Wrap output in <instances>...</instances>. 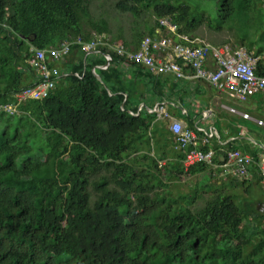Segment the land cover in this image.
I'll return each instance as SVG.
<instances>
[{
	"label": "trees",
	"instance_id": "1",
	"mask_svg": "<svg viewBox=\"0 0 264 264\" xmlns=\"http://www.w3.org/2000/svg\"><path fill=\"white\" fill-rule=\"evenodd\" d=\"M191 1L114 0L110 18L109 0H0V104L16 107L0 111V264H264L260 174L249 181L203 162L185 166L192 145H179L154 113L130 112L124 58L111 51L102 68L104 45L83 59L76 42L137 48L165 30L161 20L196 39L202 15ZM216 1L208 26L234 30L236 41L181 45L243 48L264 73V0ZM63 42L68 54L47 95L18 101L16 92L41 80L34 50Z\"/></svg>",
	"mask_w": 264,
	"mask_h": 264
},
{
	"label": "crops",
	"instance_id": "2",
	"mask_svg": "<svg viewBox=\"0 0 264 264\" xmlns=\"http://www.w3.org/2000/svg\"><path fill=\"white\" fill-rule=\"evenodd\" d=\"M160 33L158 36H164ZM174 37V35H173ZM175 38V37H174ZM162 58L172 59L169 53L162 52ZM118 65V64H117ZM203 65L207 69L215 67L213 58L208 56ZM118 69L127 79L129 107L134 111H146L155 114V122L166 127L172 121L192 129L198 136L200 145H208L215 151L218 162L224 161L227 153L251 156L248 166L249 181H258V174L264 171V162L259 158L264 148L262 129L256 119L264 123V94L253 93L241 100L234 91L217 88L212 83L195 78L186 63L181 65L184 75L175 79L172 73L150 72L142 65L119 61ZM225 106L246 112L250 118H243L238 113L230 112ZM206 137V141L203 138ZM220 172V167H212ZM222 174V173H220ZM264 192V187L261 186ZM259 191V190H257ZM255 205L262 211L264 197L256 192Z\"/></svg>",
	"mask_w": 264,
	"mask_h": 264
},
{
	"label": "built area",
	"instance_id": "3",
	"mask_svg": "<svg viewBox=\"0 0 264 264\" xmlns=\"http://www.w3.org/2000/svg\"><path fill=\"white\" fill-rule=\"evenodd\" d=\"M160 23L172 30L175 29V27L166 20H161ZM76 42L82 44V49L85 50L86 53L94 52L97 44H100L95 40L83 41L77 39ZM168 43L169 40L167 38L161 39L160 42L145 38L138 50H130L121 45H117L113 49L123 56L124 60L142 64L150 72L172 73L175 79H181L184 73L180 64L172 59L162 58L156 60L154 57L156 49H164ZM172 45L175 48L176 55L183 60V63H190L192 70L191 75L193 77L204 79L217 88L234 91L241 100L256 92L264 94V73L259 74L256 72L255 58L247 55L243 48L231 53L227 49L229 48L228 46L225 45L221 47L224 49H221L220 53L213 54L214 63H216L215 67L207 69L204 67L203 62L209 54H212L207 47L190 48L188 46L176 45L175 43H172ZM68 49V43H62L59 48L35 49L33 56L29 59V63L38 71L41 80L34 85L24 87L21 91L17 92L15 96L19 100L40 99L46 96L58 75L57 68L48 63L50 60L58 59L62 55H65ZM185 49L187 50L186 53ZM104 56L106 62L101 66L103 68L111 61L109 52L104 53ZM225 107L230 112L238 113L243 118H250V115L246 112H239L236 108L229 106ZM0 111L13 113L16 112V107L11 103L0 104ZM256 121L260 125L264 124L262 119H256ZM171 130L176 135V139L182 144L195 143V133L191 129H183V126L179 122H173L171 124ZM203 141H206V139L203 138ZM232 155L233 158L237 157L234 171L238 175H246L247 171L245 165L250 162L248 156H240L238 153ZM211 157L212 154L210 151L191 148L186 154L185 161H210ZM260 158L264 162V148L260 152ZM261 183L264 187V175L261 178Z\"/></svg>",
	"mask_w": 264,
	"mask_h": 264
},
{
	"label": "rangeland",
	"instance_id": "4",
	"mask_svg": "<svg viewBox=\"0 0 264 264\" xmlns=\"http://www.w3.org/2000/svg\"><path fill=\"white\" fill-rule=\"evenodd\" d=\"M109 3H110V6H109L110 18H115L116 11H115V7H114V0H109ZM190 5H191L192 9H195L197 11V13H201V15H202L201 21H198V22H200V24L197 26L196 29H194L192 31V35L197 36L196 39H189L186 36L178 33L176 28L172 30L169 27H167L166 25H164L165 26V30L163 32H161V30L158 29L157 33H155V35H146L145 34V36H143L141 39H139L140 41H139V45H138L137 48H133V47L128 46V45H122V44H119V43L111 44L108 40H105L102 37H98L95 41H98V43H100V45H104L105 49H107L108 52L112 51V53H117L113 49L117 45L118 46L121 45V46H123L125 48H128L130 50H138L139 47H140V44L142 43V41L145 38H149L151 40L158 41V42H160L161 39H163V38H167L169 40V43L167 44V46L164 49H162V48L156 49L154 57H155L156 60L162 59V55H161L162 52L169 53V55H171L173 57V60L175 62H177L178 64H180V67H181V64L183 63V60L179 56L176 55L175 48L173 47L172 43H175L176 45H181L182 43H184V42H182V40L183 41H187L189 43H194V42H197V41H199V42H207L208 41L209 42L210 40L214 39L216 41H225L224 43L232 44L233 42L236 41L234 30L222 31V29H224V28L215 29L212 26H208V23L206 21L207 16H209L212 20H216L217 19L218 2L216 0H192L190 2ZM117 19H118V22H119V18H117ZM151 21H153V18H151ZM140 28H141V30H143V27H140ZM127 29H128V23L126 21H124L122 33L124 31H126ZM160 33H164L165 35L159 37L158 35ZM173 35H174L175 38L173 37ZM115 41L121 42V40H115ZM187 42H185V43L188 44ZM186 46H188V45H186ZM227 46H229V45H227ZM83 51H84V56L86 57L87 54H89V53H86L85 50H83ZM186 52H187V50L185 49V53ZM208 56H210L214 60L213 54H209ZM124 61H127V60L123 59L122 62H124ZM187 65H188V67L191 68V65H190L189 62L187 63ZM21 90H19V91H21ZM15 94H14V96H15ZM15 98L18 101H20L16 96H15ZM204 138L206 139V137H204ZM210 152H211L212 156L215 157V151L214 150H210ZM236 158L237 157L233 158L229 153H227L225 155L224 161H222V162H218L217 161L218 164L214 161V158H212V157H211L210 161H202V162L206 163V164H211L212 165L211 167H220L221 168L220 172L223 173V174H230V171H229L230 170V165L232 163H235ZM259 158H260V154H259ZM193 163H195V162H186L185 161L184 165L188 166V165H191ZM261 173L262 174H260V176L262 178L263 175H264V171H261ZM242 176H245V175H242ZM261 178H260L259 182H260V185L262 186ZM233 190H235V191L240 193L243 190V186L235 187ZM260 211H261V209H260ZM262 211H264V208L262 209Z\"/></svg>",
	"mask_w": 264,
	"mask_h": 264
},
{
	"label": "clouds",
	"instance_id": "5",
	"mask_svg": "<svg viewBox=\"0 0 264 264\" xmlns=\"http://www.w3.org/2000/svg\"><path fill=\"white\" fill-rule=\"evenodd\" d=\"M79 39V38H78ZM93 40V39H92ZM89 41V40H88ZM63 43H66V42H63ZM69 43V42H68ZM70 44V43H69ZM227 46V45H226ZM229 47V46H228ZM52 48H54V47H52ZM81 48H82V45H81ZM37 49H43V48H37ZM69 50V49H68ZM83 50V49H82ZM106 50V52L108 53V50L107 49H105ZM105 52V53H106ZM68 54V52L65 54V55H62L61 57H63V56H66ZM61 57H59V58H61ZM59 58L58 59H54V60H50L49 61V63L50 62H53V64H49V65H53V66H55L56 68H57V70H58V74L60 73L59 72V69H58V67H57V64H58V61H59ZM83 59H85L86 57L85 56H83L82 57ZM124 62H133V61H124ZM133 63H136V62H133ZM182 64H184V63H182ZM181 64V65H182ZM187 64V63H186ZM109 65V63L107 64V66ZM143 66V65H142ZM145 67V66H144ZM103 68V67H102ZM146 68V67H145ZM93 69V71H94V73H96L95 72V69H96V67H93L92 68ZM125 93H123V95H124ZM127 99V96L125 95V97H124V101ZM122 106H121V109H123V106H124V102L121 104ZM141 110H138V112H135V111H130L132 114H138L139 112H140ZM242 117V116H241ZM173 122H178V121H172L170 124H169V126H168V130L170 131V133L172 134V136H173V138L175 139V141L179 144V145H192V148H197V147H199V140H198V136L196 135V133H195V138H194V144H192V143H185V144H182L179 140H177L176 139V135L172 132V130H171V124L173 123ZM183 129H190V128H188V127H184L183 126ZM192 130V129H191ZM197 146V147H196ZM197 149H199V148H197ZM190 149H188V150H186L185 151V154H184V156L186 157V154H187V152L189 151ZM200 150H202V149H200ZM211 149H207V150H205V151H210ZM202 151H204V150H202ZM261 152V151H260ZM230 154V153H229ZM260 154V153H259ZM230 155H232V154H230ZM233 156V155H232ZM212 158H214L213 156H212ZM248 158H249V160H250V162L249 163H247L246 165H245V168H246V171H247V174L245 175V176H241V175H239V177L240 178H244V179H248V178H250L249 177V172H248V166L250 165V163L252 162V160L251 159H253L251 156H248ZM183 162H185V158L183 159ZM202 162V161H201ZM235 163H232L231 165H230V174H234V173H236L235 171H234V168H235ZM221 173V172H220Z\"/></svg>",
	"mask_w": 264,
	"mask_h": 264
},
{
	"label": "water",
	"instance_id": "6",
	"mask_svg": "<svg viewBox=\"0 0 264 264\" xmlns=\"http://www.w3.org/2000/svg\"><path fill=\"white\" fill-rule=\"evenodd\" d=\"M94 75H95V77H96L98 80H100V77L98 76L97 73H94ZM121 106H122V105H121Z\"/></svg>",
	"mask_w": 264,
	"mask_h": 264
}]
</instances>
